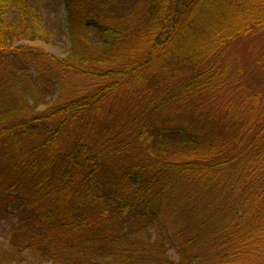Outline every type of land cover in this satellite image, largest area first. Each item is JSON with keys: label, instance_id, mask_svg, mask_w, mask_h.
Returning a JSON list of instances; mask_svg holds the SVG:
<instances>
[{"label": "trees", "instance_id": "trees-1", "mask_svg": "<svg viewBox=\"0 0 264 264\" xmlns=\"http://www.w3.org/2000/svg\"><path fill=\"white\" fill-rule=\"evenodd\" d=\"M29 1L0 0V264H264V0H63L62 58L16 45L51 37Z\"/></svg>", "mask_w": 264, "mask_h": 264}, {"label": "rangeland", "instance_id": "rangeland-1", "mask_svg": "<svg viewBox=\"0 0 264 264\" xmlns=\"http://www.w3.org/2000/svg\"><path fill=\"white\" fill-rule=\"evenodd\" d=\"M63 0H30V7L34 8L37 4L40 5V11L42 14V26L46 32L51 33V37L47 42L36 40L30 41L26 39H21L17 42V46L25 47H36L46 53L62 58L65 56L66 52L70 48L69 35L66 31L65 24V11L62 4ZM7 19L19 22L18 16L15 13L9 12ZM93 26L88 28L92 31ZM97 41L93 35L90 36V42L93 43ZM250 56L245 60H249ZM56 97H53L55 100ZM8 225L0 224V239L8 232Z\"/></svg>", "mask_w": 264, "mask_h": 264}]
</instances>
